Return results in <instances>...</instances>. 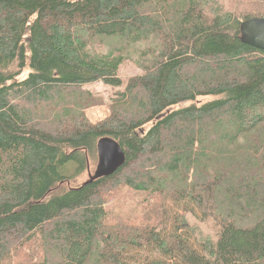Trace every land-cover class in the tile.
<instances>
[{
	"label": "trees",
	"instance_id": "1",
	"mask_svg": "<svg viewBox=\"0 0 264 264\" xmlns=\"http://www.w3.org/2000/svg\"><path fill=\"white\" fill-rule=\"evenodd\" d=\"M241 1L0 0V264H264V51L240 40L264 0ZM124 59L141 73L89 122L83 86H121ZM102 139L125 161L95 176ZM120 187L137 223L105 209Z\"/></svg>",
	"mask_w": 264,
	"mask_h": 264
},
{
	"label": "rangeland",
	"instance_id": "2",
	"mask_svg": "<svg viewBox=\"0 0 264 264\" xmlns=\"http://www.w3.org/2000/svg\"><path fill=\"white\" fill-rule=\"evenodd\" d=\"M214 7H222L225 11H230L232 9H242L247 8L244 6L241 0H212ZM247 5V4H246ZM235 7V8H234ZM95 50L97 49L93 47ZM141 67L135 62H132L130 59H124L122 64L118 69V75L122 79L123 83L121 86L114 87L103 84L102 82H95L83 86V89L91 91L97 99H99L98 104H91L84 108L83 113L85 118L91 122L95 123L102 119H105L109 115V103L121 92L124 88V85L127 83V80L131 77L141 73ZM27 70L25 69L18 78L21 79L27 75ZM72 92V91H70ZM213 99L212 96H202L197 97L194 101L195 103H203L207 100ZM192 101H183L176 106H173L172 109L177 107H185L191 104ZM170 109V110H172ZM148 125L144 126L143 129H146ZM97 163V158L95 161L91 162V174L94 173ZM87 179V174L82 173L73 181V185L79 184ZM109 198L105 203V209L108 211L109 216L113 217L114 220L124 221L130 223H137L140 218V210L144 206L141 203L142 198L145 194L136 193L132 190H129L125 187L117 188L112 192L108 193ZM175 206V205H174ZM188 222L193 225L198 236H212V233L217 230L218 225L212 219L200 220L199 218L192 217L187 215ZM31 246V245H30ZM29 247V246H27ZM152 252V249L143 247L140 249H131L129 254L133 256L134 260L139 258L140 255H147ZM27 254V248L21 249L20 252L15 254L13 251L11 253L12 262H16L19 259H22Z\"/></svg>",
	"mask_w": 264,
	"mask_h": 264
},
{
	"label": "water",
	"instance_id": "3",
	"mask_svg": "<svg viewBox=\"0 0 264 264\" xmlns=\"http://www.w3.org/2000/svg\"><path fill=\"white\" fill-rule=\"evenodd\" d=\"M242 43L264 51V17L250 18L240 23ZM97 168L94 175H108L125 161L120 146L112 140L102 139L97 143ZM93 176H90L92 178Z\"/></svg>",
	"mask_w": 264,
	"mask_h": 264
}]
</instances>
